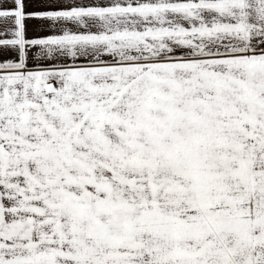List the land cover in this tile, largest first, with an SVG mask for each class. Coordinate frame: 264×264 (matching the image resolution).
I'll use <instances>...</instances> for the list:
<instances>
[{
  "label": "snow or ice",
  "instance_id": "snow-or-ice-1",
  "mask_svg": "<svg viewBox=\"0 0 264 264\" xmlns=\"http://www.w3.org/2000/svg\"><path fill=\"white\" fill-rule=\"evenodd\" d=\"M0 264H264V0H0Z\"/></svg>",
  "mask_w": 264,
  "mask_h": 264
}]
</instances>
